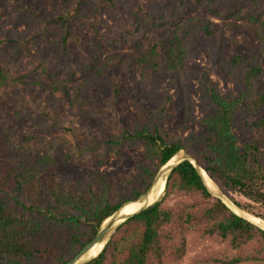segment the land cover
Returning a JSON list of instances; mask_svg holds the SVG:
<instances>
[{
	"label": "trees",
	"instance_id": "obj_1",
	"mask_svg": "<svg viewBox=\"0 0 264 264\" xmlns=\"http://www.w3.org/2000/svg\"><path fill=\"white\" fill-rule=\"evenodd\" d=\"M42 1L66 5L69 0ZM194 1L205 2L214 16H226L224 0ZM249 1L256 4L259 0ZM227 10L253 25L259 23L264 32L261 14H250L237 5ZM142 11L153 26L174 27L167 42H157L150 50L125 60L111 56L98 69L97 49L81 61L54 68L50 62L20 70L0 64V103L9 93L36 90L45 99L77 107L90 92L102 89L116 68L138 86L154 85L164 77L179 84L189 76L201 43L212 47L215 73L233 83L235 91L223 94L204 77L209 111L200 120V132L183 142L170 137L164 128L169 101L143 121L125 122L116 134H108L102 142L107 152L142 150L136 174L125 183H111L97 172L91 181L82 180L74 190L66 189L56 178L58 162L48 155L23 157L13 162L14 168L1 170L0 264L76 262L94 243L105 221L149 194L160 170L183 151L186 158L165 177L163 196L128 213L126 216L131 215L117 225L102 251L82 264H179L187 252L186 237L193 233L225 241L232 251L216 253L204 258L203 263L264 264V228L215 197L200 172L204 171L224 193H236L248 200L245 204L233 202L241 212L264 223V118L248 120L264 108L260 59L239 54L225 59L223 40L228 33L208 19L191 16L190 6L183 0ZM70 20L69 15H58L55 22L63 33L58 29L51 33L54 42L60 37L64 48L71 38ZM138 23L134 16L132 32L138 30ZM233 29L243 30L236 24L227 26V30ZM83 69L90 76L70 93L66 83ZM36 71L39 74L35 75ZM28 77L32 79L29 82ZM170 196L181 200L164 208L163 202Z\"/></svg>",
	"mask_w": 264,
	"mask_h": 264
},
{
	"label": "rangeland",
	"instance_id": "obj_2",
	"mask_svg": "<svg viewBox=\"0 0 264 264\" xmlns=\"http://www.w3.org/2000/svg\"><path fill=\"white\" fill-rule=\"evenodd\" d=\"M183 1L189 4L191 16L208 19L228 33L223 40L225 59L236 54L256 55L260 59L264 87V32L260 30L261 25L239 19L227 10L237 5L250 14H261L264 19V0L256 4L249 0H224V18L211 14L205 2ZM178 3L179 0H69L66 5H56L53 2L45 4L42 0H0V64L20 70L34 68L39 62H50L54 68L81 61L94 49H97L98 57L96 69L111 56L122 60L136 57L157 42H167L174 30L171 25L159 28L146 22L142 8H165ZM58 15L71 17V38L65 48L60 37L58 42L51 38L55 29L63 33L55 22ZM134 16L139 23L138 30L132 32ZM230 24L243 30H227ZM214 55L209 44L201 43L189 76L179 84L164 77L154 85L138 86L127 73L116 68L104 87L90 92L77 107L45 99L36 90H18L5 95L0 103V171L14 168L13 162H19L23 157L48 155L58 162L56 178L66 189L74 190L82 180L91 181L97 172L105 175L111 183H125L136 174L142 150L125 148L114 154L105 151L102 142L108 134H116L123 123L143 121L167 101L168 117L164 128L170 137L183 142L200 132V120L209 111L203 89L204 77L216 84L223 94L235 91L233 83L224 81L215 73ZM88 76L90 72L83 69L67 82L70 93ZM31 80V77L26 79ZM259 118H264V108L259 114L249 116L248 120ZM184 158L186 153L180 152L173 163ZM211 184L212 189L207 186L215 197L238 215H247L234 202L245 204L249 203L248 200L236 193H224L213 181ZM144 200L145 197L139 201ZM180 200V197L170 196L164 200L163 207L169 208ZM126 209L123 207L118 213L126 216ZM114 226L105 235L104 242L117 227ZM186 240L187 252L179 264H209L202 260L216 253L232 252L227 242L214 236L193 233L187 235ZM85 255L74 264L86 262Z\"/></svg>",
	"mask_w": 264,
	"mask_h": 264
},
{
	"label": "bare ground",
	"instance_id": "obj_3",
	"mask_svg": "<svg viewBox=\"0 0 264 264\" xmlns=\"http://www.w3.org/2000/svg\"><path fill=\"white\" fill-rule=\"evenodd\" d=\"M174 162V160L172 161V163ZM172 163H168L167 165H171ZM204 174V173H203ZM204 180H205V183H206V185H208L211 189H212V187H213V184H211V181H210V179L204 174ZM163 186H165V178L163 177V178H161V179H159V181L155 184V186L153 187V189L151 190V192L149 193V197H148V201H149V203H152L154 200L153 199H157V197H159L160 195H161V193L163 192V189H164V187ZM216 187V186H215ZM154 189H156V192L154 191ZM154 191V192H153ZM152 192H153V194H152ZM152 194V195H151ZM140 203H136V204H131V205H129L128 207H127V209H126V213H131V212H133V213H135V212H137L142 206H143V204H144V201H139ZM133 213H131V214H133ZM131 214H129V215H131ZM242 214V213H241ZM240 214V215H241ZM243 216H245V215H243ZM245 218L246 219H248L249 221H251V222H253V223H255L256 225H258V226H261L262 228H264V223H262L261 221L259 222V220H257L256 218H254V217H252V216H245ZM120 222H117L116 224H115V226L116 225H118ZM114 226V227H115ZM104 244H105V242L104 241H102V242H100V243H97L96 245H94L87 253H86V260H88V259H91V258H93V257H96L101 251H102V249H103V247H104Z\"/></svg>",
	"mask_w": 264,
	"mask_h": 264
},
{
	"label": "water",
	"instance_id": "obj_4",
	"mask_svg": "<svg viewBox=\"0 0 264 264\" xmlns=\"http://www.w3.org/2000/svg\"><path fill=\"white\" fill-rule=\"evenodd\" d=\"M183 160V159H182ZM182 160L180 161H177L175 163H172L171 165H166L165 167H163L160 172H159V175H158V178L156 180V183L159 181V179H161L163 176H168L169 173L171 172V170L176 166V164H178L179 162H181ZM192 162V164L196 167V168H199L198 164L195 162L194 159H191L190 160ZM200 170V169H199ZM202 176L204 177V174L205 172L200 170ZM204 173V174H203ZM155 183V184H156ZM165 187H166V179H165V186H164V189H163V192L161 193V195L159 197H157V199H155L152 203H149L148 201V197H149V194H147L145 196V200H144V204L141 208H145V207H148L150 205H152L154 202H156L157 200H159L163 194H164V191H165ZM140 208V209H141ZM139 209V210H140ZM237 214V213H236ZM130 216V215H128ZM128 216H121L119 213L113 215L112 217H110L108 220L105 221V223L103 224L99 234L97 235L96 237V240L94 241V243L85 251V253H87L94 245H96L97 243H100L102 241H104L105 239V235L107 234V232L109 231L110 228H112L117 222H124L126 220V218ZM119 223V224H120ZM118 224V225H119ZM75 262L71 263V264H74Z\"/></svg>",
	"mask_w": 264,
	"mask_h": 264
}]
</instances>
